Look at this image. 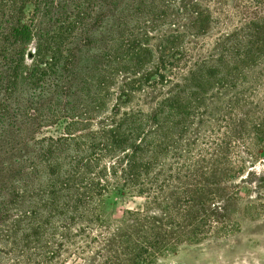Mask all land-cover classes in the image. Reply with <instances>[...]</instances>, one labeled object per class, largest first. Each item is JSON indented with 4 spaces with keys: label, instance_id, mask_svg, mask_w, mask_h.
<instances>
[{
    "label": "trees",
    "instance_id": "obj_1",
    "mask_svg": "<svg viewBox=\"0 0 264 264\" xmlns=\"http://www.w3.org/2000/svg\"><path fill=\"white\" fill-rule=\"evenodd\" d=\"M59 11L0 0V264H157L238 234L264 188V0H132L88 58Z\"/></svg>",
    "mask_w": 264,
    "mask_h": 264
},
{
    "label": "rangeland",
    "instance_id": "obj_2",
    "mask_svg": "<svg viewBox=\"0 0 264 264\" xmlns=\"http://www.w3.org/2000/svg\"><path fill=\"white\" fill-rule=\"evenodd\" d=\"M132 0H59L58 14L78 13L81 22L76 38L81 39L80 56L88 58L96 54L98 46L106 44L111 25L121 18L125 5ZM65 10V11H63ZM63 11V12H62ZM34 15L31 8L27 16ZM41 30L57 28V21L51 16L39 17ZM54 21L57 23H54ZM31 50V49H30ZM255 183L264 180V162L257 164ZM254 188V187H253ZM257 199L251 200V205L259 215L252 218H240L241 230L227 239H211L197 245H186L175 254L159 259L157 264H264V188L253 189ZM111 214L118 218L126 205L117 200L109 204Z\"/></svg>",
    "mask_w": 264,
    "mask_h": 264
}]
</instances>
